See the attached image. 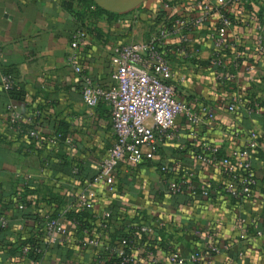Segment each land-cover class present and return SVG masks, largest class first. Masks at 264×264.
Here are the masks:
<instances>
[{
    "label": "crops",
    "instance_id": "1",
    "mask_svg": "<svg viewBox=\"0 0 264 264\" xmlns=\"http://www.w3.org/2000/svg\"><path fill=\"white\" fill-rule=\"evenodd\" d=\"M162 1L145 0L127 12L113 15L96 10L94 1L82 5L73 0L71 12L64 0H0V72L10 75L22 93L21 99L10 98L0 84V214L10 217L0 231V264H21L20 245L32 239L31 219L41 209L61 215L67 227L65 241L45 250L42 263H92V249L85 244L89 234L71 224L69 213L78 212L74 202L79 187L90 184L114 136L110 105L101 100L88 108L82 101L79 75L67 62L71 34L77 29L85 32L78 47L82 70L95 84L108 86L112 83L113 47L147 41L162 24H172L174 16L180 14L164 9ZM251 5L264 23V12L258 13L252 1ZM138 11L139 20L131 19L132 13ZM246 12L241 19L248 16ZM253 23H236L227 29L230 40H240L241 50L239 53L234 48L226 55L227 64L237 61L239 69L237 78L223 84L213 79L214 69L209 63L216 15L192 32L199 54L184 66L172 61L175 70L183 67L180 70L186 73L183 82H174L177 96L193 110L201 103H209L215 115L213 121L195 127L181 115L175 121L176 136L162 140L152 158L138 164L119 162L114 177L121 198L130 208L101 200L94 203L92 212L96 214L111 208L116 216L123 209L131 218L153 223L151 244L161 257L173 249L183 255L202 250L210 241L230 247L193 264H264V236L254 234L251 226L255 223L260 229L264 225L261 140L247 150L256 185L250 195L239 200L225 193L217 168H196L195 189L184 192L168 191V176L160 170L161 165L168 164L174 173L181 174L195 168L196 152L204 144L214 143L222 152H229L244 146L243 136L249 131L264 128V51L256 45ZM176 40V34L170 35L164 41L166 48ZM246 65L251 69L247 70ZM10 100L23 114L20 124L24 127H33L32 115L35 110L41 111L36 139L7 129L6 104ZM232 101L236 108L229 112L227 105ZM58 127L67 131L62 137L70 138L72 146L61 139ZM53 138L57 144L50 148ZM44 159L50 160L47 168L43 167ZM70 164L78 167L71 177L64 170ZM203 181L210 186L207 196L199 191ZM86 213L84 220L96 222L91 212ZM242 218L246 219L244 226L240 224ZM19 224L24 225L23 230ZM119 225L117 222L115 227ZM242 228L249 232L245 239L239 238ZM118 232L119 228H114L111 238Z\"/></svg>",
    "mask_w": 264,
    "mask_h": 264
},
{
    "label": "built area",
    "instance_id": "2",
    "mask_svg": "<svg viewBox=\"0 0 264 264\" xmlns=\"http://www.w3.org/2000/svg\"><path fill=\"white\" fill-rule=\"evenodd\" d=\"M248 3V0H163L161 4L164 9L173 14H180L174 16L172 24H162L159 31L147 41H129L114 46L110 56L113 66L110 75L112 83L108 86L95 84L92 77L82 70L78 47L86 36L85 32L77 29L71 34L67 62L79 75L82 101L88 108H93L101 100L110 105L114 136L112 144L96 165V174L92 181L90 184L80 185L74 202L77 211L91 212V216L96 219V222L91 223L92 228L82 230L89 234L85 244L92 249L91 264H193L229 249L230 246L226 243L215 244L207 241L202 250L183 255L173 249L161 257L152 249L151 239L155 230L153 223L131 218L123 209H120L116 216L111 208L102 210L100 214L92 210L94 203L99 200L130 208L119 194L114 177L116 166L120 161L138 164L144 159L152 158L162 140L176 136L177 117L186 116L195 127L213 121L215 115L209 103H201L193 110L186 100L177 96L174 82H183L186 73L180 70L183 67L175 70L172 61L176 60L178 65L184 66L186 61L199 54L200 49L194 42L192 32L215 14L217 26L212 35L213 53L209 59L210 66L214 69L212 77L221 84L237 78L239 62L227 64L226 55L227 50L240 46V40L235 38L237 44L230 40L227 29L236 23L248 25L254 21L256 45L260 51H264V23L259 21V17L252 10L246 8ZM243 11H247L248 16L241 19ZM172 34L177 35V40L170 48H166L164 41ZM246 66L247 70L251 69V66ZM0 84L6 92L15 86L13 78L1 72ZM235 108L236 102L232 101L227 105L229 112ZM6 113L9 131L33 139L38 137L40 110H35L32 115L33 127L21 126L20 122L24 116L11 100L6 104ZM243 137L244 146L229 152H222L214 143L204 144L196 152L195 168L181 174L174 173L168 164L161 165V172L168 176V191L194 190L193 177L196 175V168L210 167L217 168L224 181V191L229 197L239 200L250 195L257 180L247 150L255 147L259 140L264 147V128H254ZM65 143L72 146L70 138H66ZM56 144L57 141L53 138L50 148H55ZM42 163L44 168L50 166L49 159H44ZM71 171L76 174L77 166ZM209 187L208 181H203L199 186L200 194L209 195ZM35 214L37 219H31L32 227L35 228V239L33 243L20 245L21 264H43L42 253L52 245L65 241L67 227L61 215H53L48 209L38 210ZM9 221L8 215L0 214V231ZM117 222L120 225L115 227ZM74 224H77V221ZM240 224L246 225V219H240ZM18 226L20 230L24 229V225ZM251 226L254 234L264 236V225L260 229L255 223ZM114 228H119V232L112 239ZM248 233L247 229L242 228L239 238L245 239ZM38 239L41 243L36 247L34 243L38 242ZM31 253H34V257L30 256Z\"/></svg>",
    "mask_w": 264,
    "mask_h": 264
},
{
    "label": "trees",
    "instance_id": "3",
    "mask_svg": "<svg viewBox=\"0 0 264 264\" xmlns=\"http://www.w3.org/2000/svg\"><path fill=\"white\" fill-rule=\"evenodd\" d=\"M76 1L79 2V3H81L82 5H85L88 2H93V0H76ZM248 1H249V3L246 5V8H249L250 10H253L254 9V7L252 6L253 4L251 5V1H252V3L255 4V7H256L255 9L257 10L258 13H263L264 12V2L262 0H248ZM72 4H73V0H64L65 7H67L71 12H72ZM96 10L101 11V12H105L107 14H113V15L116 14V13L108 12V11H106V10L98 7V6H96ZM81 15H82V13H77V16L80 17ZM235 48H237L235 50H237L240 53L241 46H237ZM230 51H232V50H230V49L227 50V54H229ZM8 95H9L10 98H15V99H21L22 98V93L19 90L16 89V86H14L12 89H10L8 91ZM22 127H24V126H22ZM57 133H59V135H61V139H65V137H62V135L63 136H66L67 135V131L64 129V127H62V128L61 127H58ZM16 134L19 135V136H22L23 135V134H19V133H16ZM27 138L30 139V137H28V136H27ZM31 139H33V138H31ZM74 166H77V165L70 164L69 167H68V169H65L63 167L64 170H65V172H67L70 175V177L72 176V171L71 170H72V168ZM87 215L88 214L86 212H79V211L78 212H74V213H69V218H70L71 224L73 225L77 221V224H74L73 226L75 228L81 230V231L83 229H85V228H92L93 227V224H91L90 222L84 220L85 217H87ZM32 219H37V215L34 214V216L32 217ZM34 230H35V228L33 229V231ZM33 233H35V231ZM34 239L35 238L32 235V239L30 240V242L33 243L34 242ZM37 241L38 242H35L34 244H35L36 247H39V245L41 243V240L38 239ZM153 248H154V246L152 245V249ZM30 256L31 257H34V253H31Z\"/></svg>",
    "mask_w": 264,
    "mask_h": 264
},
{
    "label": "water",
    "instance_id": "4",
    "mask_svg": "<svg viewBox=\"0 0 264 264\" xmlns=\"http://www.w3.org/2000/svg\"><path fill=\"white\" fill-rule=\"evenodd\" d=\"M93 1L97 6H99L104 10L114 13H123L137 7L145 0H93Z\"/></svg>",
    "mask_w": 264,
    "mask_h": 264
},
{
    "label": "rangeland",
    "instance_id": "5",
    "mask_svg": "<svg viewBox=\"0 0 264 264\" xmlns=\"http://www.w3.org/2000/svg\"><path fill=\"white\" fill-rule=\"evenodd\" d=\"M133 15H135V17H133ZM139 11L138 12H134V14L132 13V16H131V19H135V20H139L138 18H139ZM261 88L264 90V84L263 85H261Z\"/></svg>",
    "mask_w": 264,
    "mask_h": 264
}]
</instances>
